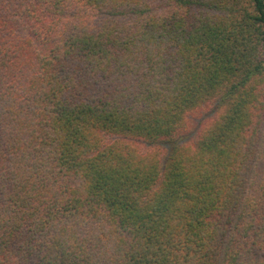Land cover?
Masks as SVG:
<instances>
[{
    "label": "trees",
    "instance_id": "16d2710c",
    "mask_svg": "<svg viewBox=\"0 0 264 264\" xmlns=\"http://www.w3.org/2000/svg\"><path fill=\"white\" fill-rule=\"evenodd\" d=\"M0 264H264V0H0Z\"/></svg>",
    "mask_w": 264,
    "mask_h": 264
}]
</instances>
